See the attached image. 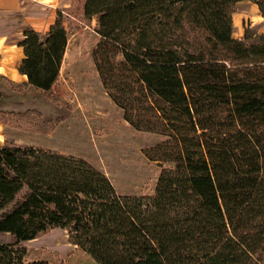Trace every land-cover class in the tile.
<instances>
[{
  "label": "trees",
  "instance_id": "obj_1",
  "mask_svg": "<svg viewBox=\"0 0 264 264\" xmlns=\"http://www.w3.org/2000/svg\"><path fill=\"white\" fill-rule=\"evenodd\" d=\"M76 0H71L74 5ZM264 18V0H83L95 19L92 59L102 87L136 130L159 174L148 195L120 194L86 159L4 141L0 264H22L24 241L53 228L97 264H264V30L233 35L234 5ZM69 7L18 42L20 84L48 93L68 42ZM68 23V22H67ZM17 115L50 132L62 119Z\"/></svg>",
  "mask_w": 264,
  "mask_h": 264
},
{
  "label": "rangeland",
  "instance_id": "obj_2",
  "mask_svg": "<svg viewBox=\"0 0 264 264\" xmlns=\"http://www.w3.org/2000/svg\"><path fill=\"white\" fill-rule=\"evenodd\" d=\"M83 0L70 4L67 14L68 42L57 81L48 93L35 87H20L14 93L0 85V110L23 113L39 111L45 120L61 118L50 132L37 131L17 115H2L0 144L35 145L82 157L103 171L120 194L148 195L154 191L159 166L146 157L144 150L160 140L157 134L139 131L124 118L122 110L102 87L92 50L97 42L95 19H85ZM233 35L241 37L246 26L262 32L264 18L250 2L234 5ZM21 34L8 41L16 46ZM8 40V39H6ZM14 48V47H11ZM26 187L16 184L0 202V214L9 210L25 194ZM0 233V241H9ZM22 244L26 254L22 264H97L86 253L68 241L67 230L53 228Z\"/></svg>",
  "mask_w": 264,
  "mask_h": 264
},
{
  "label": "crops",
  "instance_id": "obj_3",
  "mask_svg": "<svg viewBox=\"0 0 264 264\" xmlns=\"http://www.w3.org/2000/svg\"><path fill=\"white\" fill-rule=\"evenodd\" d=\"M70 4L71 0H0V85L19 93L7 87L6 83L17 86L26 79L17 70V63L22 57L21 47H7L5 43L14 40L19 34L23 37L25 28L47 31L55 20L57 10L68 8Z\"/></svg>",
  "mask_w": 264,
  "mask_h": 264
}]
</instances>
